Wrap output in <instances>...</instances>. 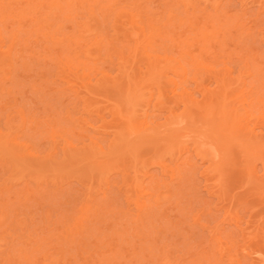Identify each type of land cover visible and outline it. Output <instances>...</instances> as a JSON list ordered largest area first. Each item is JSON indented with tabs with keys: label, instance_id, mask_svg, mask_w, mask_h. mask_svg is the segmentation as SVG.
<instances>
[{
	"label": "rangeland",
	"instance_id": "1",
	"mask_svg": "<svg viewBox=\"0 0 264 264\" xmlns=\"http://www.w3.org/2000/svg\"><path fill=\"white\" fill-rule=\"evenodd\" d=\"M0 52V264H264V0H0Z\"/></svg>",
	"mask_w": 264,
	"mask_h": 264
},
{
	"label": "bare ground",
	"instance_id": "2",
	"mask_svg": "<svg viewBox=\"0 0 264 264\" xmlns=\"http://www.w3.org/2000/svg\"><path fill=\"white\" fill-rule=\"evenodd\" d=\"M6 54V55H5ZM7 54H9V53H1L0 52V63H3L4 61H5V59H8L9 58V56L7 55ZM180 69L179 70H181L180 72H183V74H184V70L181 68V67H179ZM226 71H228V70H226ZM185 75V74H184ZM222 81V80H221ZM176 89H174V91H175ZM182 98H185V102H186V100H189L190 99V95H189V93H187L186 92V90L185 89H183L182 91ZM245 93V89L243 90L242 88H241V90L240 91H238L237 92V94L235 95V96H237L236 98L237 99H239V98H241L242 96L244 97V94ZM224 95V94H223ZM224 97H225V95H224ZM226 99H227V97H225V98H223V103H225V101H226ZM240 100H242V99H240ZM245 100V99H244ZM221 101V102H222ZM234 101V100H233ZM243 104V103H242ZM241 104V105H242ZM240 106V105H239ZM242 107V106H241ZM227 108V107H226ZM239 108V107H238ZM244 109V108H243ZM223 111H225V110H223ZM222 111V112H223ZM234 111L235 112H237V108H234ZM224 114L226 113V112H223ZM233 113V112H232ZM248 111H245L244 112V118H243V121H244V123L249 119V117H250V115L248 114ZM146 120H144L143 121V125H142V128H144V130H145V128H146ZM224 126V125H223ZM147 129V128H146ZM231 131V130H230ZM232 133V132H231ZM11 146V145H10ZM145 192V191H144ZM146 193V192H145ZM142 194H144V193H142ZM141 195V194H140ZM138 196V201H137V206H139V208L141 209V210H144V209H146V204L144 203L145 201H143L144 200V198H142V197H144L143 195L142 196ZM139 210V209H138ZM141 210H140V212H141ZM139 212V213H140Z\"/></svg>",
	"mask_w": 264,
	"mask_h": 264
}]
</instances>
